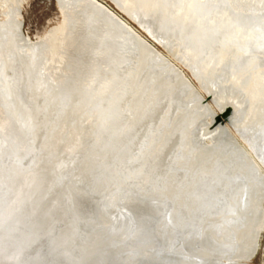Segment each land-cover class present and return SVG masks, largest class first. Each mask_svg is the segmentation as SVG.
Here are the masks:
<instances>
[{"label":"bare ground","instance_id":"6f19581e","mask_svg":"<svg viewBox=\"0 0 264 264\" xmlns=\"http://www.w3.org/2000/svg\"><path fill=\"white\" fill-rule=\"evenodd\" d=\"M27 1L0 0V264H250L264 0H111L170 56L97 0L33 39Z\"/></svg>","mask_w":264,"mask_h":264},{"label":"rangeland","instance_id":"374dc122","mask_svg":"<svg viewBox=\"0 0 264 264\" xmlns=\"http://www.w3.org/2000/svg\"><path fill=\"white\" fill-rule=\"evenodd\" d=\"M106 5L108 9L113 11L124 21L134 27L142 36L153 44L163 54L170 56V52L160 43L156 42L150 37V35L140 28L136 22L131 20L126 14H124L111 0H97ZM57 0H28L24 3L22 8V20H23V32L29 35L31 38L42 36L46 30L58 26L62 22V11L59 9ZM121 15V16H120ZM1 16V9H0ZM158 43V44H157ZM175 64L180 67L189 79L199 88L196 78L191 73L190 69L185 66L182 61L177 59L174 55H171ZM201 91V90H200ZM204 95L203 105H214L213 101L208 99V94L202 92ZM215 108H217L215 106ZM218 110V109H217ZM228 126L227 122L223 127ZM227 128V127H226ZM231 128V127H229ZM250 264H264V233L260 239V249L256 257L250 262Z\"/></svg>","mask_w":264,"mask_h":264},{"label":"water","instance_id":"95a60500","mask_svg":"<svg viewBox=\"0 0 264 264\" xmlns=\"http://www.w3.org/2000/svg\"><path fill=\"white\" fill-rule=\"evenodd\" d=\"M157 44H158V43H157ZM225 114L229 115V114H230V111L227 110ZM218 121H219V120H217V122H218Z\"/></svg>","mask_w":264,"mask_h":264}]
</instances>
